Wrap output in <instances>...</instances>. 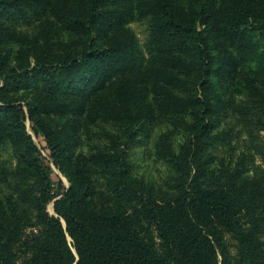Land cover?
Instances as JSON below:
<instances>
[{"label":"trees","instance_id":"1","mask_svg":"<svg viewBox=\"0 0 264 264\" xmlns=\"http://www.w3.org/2000/svg\"><path fill=\"white\" fill-rule=\"evenodd\" d=\"M157 125L166 188L127 157ZM261 132L264 0H0V264H264Z\"/></svg>","mask_w":264,"mask_h":264},{"label":"rangeland","instance_id":"2","mask_svg":"<svg viewBox=\"0 0 264 264\" xmlns=\"http://www.w3.org/2000/svg\"><path fill=\"white\" fill-rule=\"evenodd\" d=\"M129 27L133 29L136 33L141 44H144L147 36H148V24L146 19H135L129 22ZM27 131L33 137L36 145L38 146L41 158L43 163L49 168L50 174L57 182L58 180L62 181V184L66 187L69 186L70 182L68 178L61 172V170L54 164L50 155L48 146L42 137V135L37 134L33 129V125L31 121L26 119ZM165 125H157L154 126L149 135L145 136L143 134L136 137L131 143H129L127 148V157L128 163L131 167V171L134 175L143 176L147 180L153 181L157 186L161 185L163 188H166V180L168 179V175L170 173L167 165L161 159L157 158L155 155L154 142L156 141L158 135L165 131ZM240 129V126L236 127V130ZM264 132H261L263 135ZM183 137L181 134H176L173 137L174 145L177 148L178 144L182 141ZM246 134L241 130L239 131L238 137H234L232 139L231 145L235 146L233 155L230 150H228L227 145L219 146L215 153L219 156L224 157L225 162H230L237 154H239L242 150L246 151V146L250 145L249 141L247 142ZM0 158L2 163L6 165L14 164L15 159L10 153V149L5 148L0 152ZM234 156V157H233ZM255 163L262 164L259 155L254 154ZM55 188V187H54ZM47 210L49 213H53V200L48 203Z\"/></svg>","mask_w":264,"mask_h":264}]
</instances>
